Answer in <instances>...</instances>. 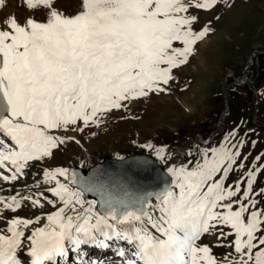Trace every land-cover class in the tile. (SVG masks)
<instances>
[{
  "label": "snow or ice",
  "instance_id": "obj_1",
  "mask_svg": "<svg viewBox=\"0 0 264 264\" xmlns=\"http://www.w3.org/2000/svg\"><path fill=\"white\" fill-rule=\"evenodd\" d=\"M54 2L26 0L30 9L48 10L46 22L29 18L21 25L13 16L4 22L6 29L0 28V134L10 141L0 139V169L10 173H0V179L6 182L70 139L53 135L54 130L67 131L78 122L99 126L124 102L166 92L173 70L189 61L194 45L211 31L207 25L193 31L197 17L187 14L189 8L210 10L218 0H82L74 16L57 10ZM154 151L157 159L165 158L164 148ZM240 155L226 138L210 155L204 150L194 167H168L171 182L156 196L122 209L103 208L80 192L73 170L45 169L43 182H55L49 191L56 198L47 203L56 210L46 217L11 219L10 235L0 233V264H21L25 229L42 218L46 223L26 237L30 264H57L69 246L107 248L113 238L131 246L125 264H222L211 248L198 244L218 226L231 230H221V236L235 237L229 246L236 255L225 256L226 264H264V209L257 208L256 199L264 189L253 192L260 169L247 173L242 195L243 181L225 187ZM22 200L44 206L30 196L7 201L0 196V212L16 211ZM119 254L125 256V250Z\"/></svg>",
  "mask_w": 264,
  "mask_h": 264
},
{
  "label": "rangeland",
  "instance_id": "obj_2",
  "mask_svg": "<svg viewBox=\"0 0 264 264\" xmlns=\"http://www.w3.org/2000/svg\"><path fill=\"white\" fill-rule=\"evenodd\" d=\"M53 7L66 16H74L82 10V0H55ZM47 12L43 7L30 9L26 0H5L0 6V28L6 29L4 22L13 16L21 25L29 18L46 22ZM187 14L197 17L193 31H200L205 25L211 31L194 45L189 61L173 70L174 79L166 86V92L150 93L147 97L124 102L120 109L107 113L99 126L84 127L78 122L67 131L54 130L53 135L70 139L53 150L50 157L30 161L23 175H18L15 181L0 179V196L5 201L12 196H30L40 199L44 205L34 207L31 201L22 200L16 211L4 209L0 212V233L10 235L7 228L11 219L46 217L56 210L47 203V199L56 198L49 191L55 187V182H43L45 169L88 167L104 157L119 159L145 155L166 171L168 167L185 163L194 167L203 161L204 150L210 155L211 149L219 148L227 138L228 146L233 151L239 150L241 155L225 187L243 181L242 195L247 187V173L260 169L253 192L264 189V0H218L210 10L190 7ZM81 127L83 131L76 130ZM0 139L10 143L3 134ZM241 142L243 147H240ZM148 144L153 145V149L144 147ZM161 147L165 149L163 160L157 159L154 151ZM257 156H260L259 161ZM241 163L243 168L239 167ZM0 173L10 175L6 169H0ZM58 178L67 183L63 177ZM256 199L259 200L257 208L264 209V194ZM60 206L57 202V207ZM45 223L46 219L42 218L38 224L25 229V242L18 251L21 264H30L26 237L31 235L33 228ZM149 230L158 235L150 226ZM221 230L231 231L226 226H218L204 234L198 244L207 245L215 258L226 264L225 256L236 255L234 245L229 246L235 237L221 236ZM113 240L107 250L97 249L94 244H84L79 249L70 246L68 258L60 264H125L128 258L124 257H129L130 251L121 256L119 249L128 247L123 240Z\"/></svg>",
  "mask_w": 264,
  "mask_h": 264
},
{
  "label": "clouds",
  "instance_id": "obj_3",
  "mask_svg": "<svg viewBox=\"0 0 264 264\" xmlns=\"http://www.w3.org/2000/svg\"><path fill=\"white\" fill-rule=\"evenodd\" d=\"M127 163L134 168L148 167L150 160L146 157H134ZM88 166L91 169L89 174H79L76 187L84 195L95 197L103 208L122 209L137 206L141 201L156 196L166 186L160 190L139 186L121 169H106L93 163Z\"/></svg>",
  "mask_w": 264,
  "mask_h": 264
},
{
  "label": "water",
  "instance_id": "obj_4",
  "mask_svg": "<svg viewBox=\"0 0 264 264\" xmlns=\"http://www.w3.org/2000/svg\"><path fill=\"white\" fill-rule=\"evenodd\" d=\"M134 157H146L150 160V165L148 167L134 168L131 164L127 163V161L132 160ZM94 165L112 170L121 169L126 175H130L137 185L150 187L155 190H160L164 187V185L171 182V177L166 173L165 168L158 165L155 160L145 155H129L121 159L104 157L101 161L95 163ZM68 169L76 172L77 177L81 173L83 175H88L91 170L90 167L79 166H70ZM88 198L96 199L90 195Z\"/></svg>",
  "mask_w": 264,
  "mask_h": 264
},
{
  "label": "bare ground",
  "instance_id": "obj_5",
  "mask_svg": "<svg viewBox=\"0 0 264 264\" xmlns=\"http://www.w3.org/2000/svg\"><path fill=\"white\" fill-rule=\"evenodd\" d=\"M193 28H194V26H193ZM219 40V39H218ZM203 42H204V40H203ZM202 43V42H201ZM228 60V59H227ZM227 63V62H226ZM213 71V70H212ZM208 86V85H207ZM59 157V156H58ZM59 167V166H58ZM260 176V175H259ZM263 184V183H262ZM256 185V184H255Z\"/></svg>",
  "mask_w": 264,
  "mask_h": 264
}]
</instances>
